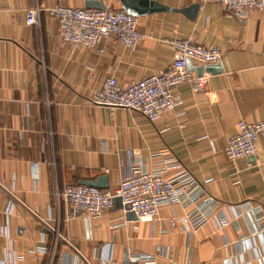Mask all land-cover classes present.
Returning a JSON list of instances; mask_svg holds the SVG:
<instances>
[{
    "label": "crops",
    "instance_id": "1",
    "mask_svg": "<svg viewBox=\"0 0 264 264\" xmlns=\"http://www.w3.org/2000/svg\"><path fill=\"white\" fill-rule=\"evenodd\" d=\"M90 1L122 8L120 0H0V264H147L133 261L138 254L157 264H264V142L234 161L225 150L239 120L264 119V9L235 17L206 2L194 18L138 16L143 40L126 48L105 39L97 54L60 43L47 11ZM28 8L39 10L33 25ZM167 38L216 46L222 72L210 73L201 92L178 85L180 103L154 122L89 102L109 76L125 85L166 69L176 56ZM137 170L178 183L189 175L201 190L161 203L152 220L128 219L123 207L71 214L58 196L65 184L99 176L114 190ZM194 207L204 217L195 225L186 218Z\"/></svg>",
    "mask_w": 264,
    "mask_h": 264
},
{
    "label": "built area",
    "instance_id": "2",
    "mask_svg": "<svg viewBox=\"0 0 264 264\" xmlns=\"http://www.w3.org/2000/svg\"><path fill=\"white\" fill-rule=\"evenodd\" d=\"M221 3L226 12L235 17L246 16L253 9H264V0H197ZM37 8L26 10V22L37 23ZM48 14L58 26L57 39L71 48H84L97 54L104 52L102 41L111 39L129 48L143 40L147 35L138 26V16L123 8L88 9L55 5L48 8ZM150 35V34H149ZM176 53L172 63L164 70L150 76L132 80L125 85L116 77L109 76L100 88L93 91L89 102L93 105L109 108L133 110L146 116L151 122L160 118L166 111H173L180 103L177 86L186 83L195 93L204 91L210 72L198 75L188 68V60H193L200 67L215 64L220 58L216 46H206L191 38H167L164 40ZM182 113H176L178 119ZM166 126L161 131L171 129ZM174 127L181 128L177 121ZM264 142V119L255 121L239 120L234 135L227 139L226 155L234 161L241 157L255 156L256 143ZM201 190L199 183L187 175L181 183L168 178L161 172L137 170L123 177L114 190L100 189L84 184H65L59 192V198L70 209V213H82L89 218H97L104 211L114 208V198L121 199L122 206L129 204L139 220H152L159 212L163 202L181 203L189 197V190ZM11 196L13 194L9 192ZM213 199V198H211ZM194 207L186 218L191 224H197L204 217ZM173 221V218H170ZM133 261L143 260L147 264H157L150 254L133 256Z\"/></svg>",
    "mask_w": 264,
    "mask_h": 264
},
{
    "label": "water",
    "instance_id": "3",
    "mask_svg": "<svg viewBox=\"0 0 264 264\" xmlns=\"http://www.w3.org/2000/svg\"><path fill=\"white\" fill-rule=\"evenodd\" d=\"M120 2L124 10H126L127 12L135 16H145L148 14L162 13V12H168L172 10V11H182V12L188 11L190 17L194 18L200 6V3L196 2V3H193L191 6H189L188 8L176 9V8H170L168 5L162 4L156 0H120ZM86 7L88 9H105L106 8L101 2H97V1L88 2ZM203 71H208L210 73H216V72H222V69L220 68L219 63H215L212 65H208L206 67H199L196 70V73L200 75L203 73ZM80 184L94 186L100 189H108V183H107L106 176H99L92 181H83ZM114 207L115 208L123 207L126 210V217L128 219H137L134 212L129 210L130 205L126 204L122 206L121 199L118 197L114 198Z\"/></svg>",
    "mask_w": 264,
    "mask_h": 264
}]
</instances>
